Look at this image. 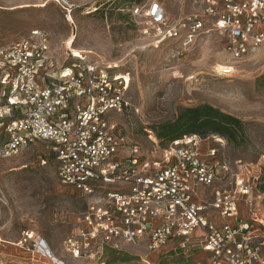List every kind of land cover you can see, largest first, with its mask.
<instances>
[{"label": "built area", "instance_id": "2783aa9c", "mask_svg": "<svg viewBox=\"0 0 264 264\" xmlns=\"http://www.w3.org/2000/svg\"><path fill=\"white\" fill-rule=\"evenodd\" d=\"M174 1V17L166 0L128 5L148 46L188 45L215 32L231 60L215 68L222 77L264 48V0ZM60 4L71 21L72 5ZM118 68L80 54L52 73L49 37L41 30L0 50V132L6 138L0 156L42 146L56 163L59 184L85 202L63 242L65 254L108 264L110 253L145 245L144 264H153L155 254H172L183 264H264V155L255 163L231 160L228 140L219 134H191L162 146L147 130V144L133 141L111 116L132 109L130 78ZM10 244L31 254L28 264H66L33 231Z\"/></svg>", "mask_w": 264, "mask_h": 264}, {"label": "rangeland", "instance_id": "374dc122", "mask_svg": "<svg viewBox=\"0 0 264 264\" xmlns=\"http://www.w3.org/2000/svg\"><path fill=\"white\" fill-rule=\"evenodd\" d=\"M61 1L0 0V50L41 30L49 37L52 73L80 54L119 63L117 72L130 78L126 97L132 109L126 116H111L123 124L130 139L142 145L147 144L146 131L154 125L173 120L185 107L210 104L243 122L244 141L228 142L229 159L255 163L264 155V48L237 62L233 76L222 77L215 68L231 60L215 32L203 33L188 45L169 41L155 49L130 20L129 0H65L72 5L71 21ZM165 7L171 17L176 15L174 0H166ZM68 50L74 56L71 52L68 56ZM5 139L0 132V147ZM46 154L42 146L34 145L11 158L0 156L3 261L28 264L31 254L10 243L20 240L25 231H33L49 243L59 260L88 264L66 255L63 247L78 225L85 202L59 184L56 163ZM146 253L145 245L127 247L121 254L129 260L112 264H144L141 258ZM151 261L184 263L172 254H155Z\"/></svg>", "mask_w": 264, "mask_h": 264}, {"label": "trees", "instance_id": "16d2710c", "mask_svg": "<svg viewBox=\"0 0 264 264\" xmlns=\"http://www.w3.org/2000/svg\"><path fill=\"white\" fill-rule=\"evenodd\" d=\"M134 0H129L130 5ZM162 146H167L173 141L184 136L199 134H219L225 137L229 143L240 144L244 141V125L240 118L223 112L210 104H201L194 107H185L178 115L166 122L152 127ZM126 254H109L108 264L118 261H127Z\"/></svg>", "mask_w": 264, "mask_h": 264}]
</instances>
